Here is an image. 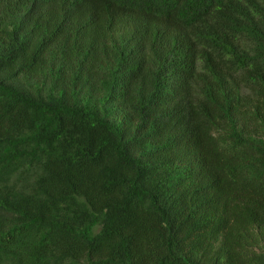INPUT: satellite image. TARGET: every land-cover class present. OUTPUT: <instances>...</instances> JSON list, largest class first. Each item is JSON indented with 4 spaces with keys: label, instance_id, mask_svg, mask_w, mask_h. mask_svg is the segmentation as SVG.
Listing matches in <instances>:
<instances>
[{
    "label": "trees",
    "instance_id": "1",
    "mask_svg": "<svg viewBox=\"0 0 264 264\" xmlns=\"http://www.w3.org/2000/svg\"><path fill=\"white\" fill-rule=\"evenodd\" d=\"M0 264H264V0H0Z\"/></svg>",
    "mask_w": 264,
    "mask_h": 264
}]
</instances>
